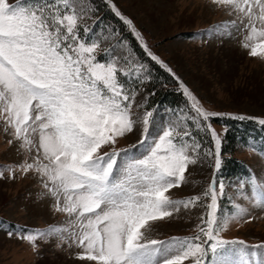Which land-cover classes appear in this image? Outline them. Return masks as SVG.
Here are the masks:
<instances>
[{
	"label": "snow or ice",
	"instance_id": "obj_1",
	"mask_svg": "<svg viewBox=\"0 0 264 264\" xmlns=\"http://www.w3.org/2000/svg\"><path fill=\"white\" fill-rule=\"evenodd\" d=\"M106 2L146 55L171 73L133 21ZM210 3L235 19L195 35L239 32L241 47L264 59V0ZM93 11L90 0H0V131L25 154L19 164L0 165V179L32 173L54 213L67 217L46 229L0 222V231L34 249L38 240L58 237L79 248L76 258L86 264H264V242L224 236L233 223L250 222L253 210L264 211V174L249 168L226 184L224 134L212 125L228 118L264 128V118L208 110L177 77L188 109L160 124L132 86L150 79V69L131 52L98 59L99 41L82 23ZM136 133V143L117 147ZM243 146L264 156V143ZM190 166L212 169L210 181L198 194L174 198L173 189L190 183ZM193 210L194 235L162 237L161 223L182 213L191 219Z\"/></svg>",
	"mask_w": 264,
	"mask_h": 264
},
{
	"label": "rangeland",
	"instance_id": "obj_2",
	"mask_svg": "<svg viewBox=\"0 0 264 264\" xmlns=\"http://www.w3.org/2000/svg\"><path fill=\"white\" fill-rule=\"evenodd\" d=\"M112 3L133 21L150 50L167 64L171 73L146 55L139 41L115 15L106 0H90L94 11L88 13L82 23L90 28L91 35L99 41V60L106 59V52L117 58L131 52L147 67L153 62L171 75L173 89L180 92L182 97L179 105L147 106L149 110H155L154 115L160 124H164L173 112L188 109V99L179 89L177 77L208 110L264 118V59L251 57L248 50L241 47L243 34L239 32L233 31L231 37L224 35L209 38L195 35L235 17L212 5L210 0H112ZM103 10L118 19L123 25L122 30L138 45L140 54L123 38L117 24L102 18ZM148 84L149 79L142 84L132 85L139 92L138 102L148 97ZM217 120L218 118L213 119L212 125L218 133L224 134L225 127L218 124ZM160 131L159 126L150 128L149 134L156 136ZM139 138V133L129 134L128 138L119 140L117 147H127L136 143ZM9 139L10 136L0 131V165L19 164L24 158L25 154L17 153L16 144H8ZM245 142H255L258 146L264 143V130L257 126L244 134L243 138L238 139L236 136L232 146L224 141L223 158L234 157L243 163L245 169L242 174L223 175L226 184L238 176L246 175L249 168L258 174H264V156L248 151L246 146L242 147ZM189 172L191 175H186L190 183L173 189L174 198L201 192L210 181L212 169L190 166ZM193 181L199 183L194 186L191 183ZM52 204L53 201L45 195V190L32 173L25 176L18 173L17 178L12 180L0 179V222H8L12 227L25 226L26 229L63 225L67 217L54 213ZM197 215L199 210H193L191 219L185 218L182 213L179 219L161 223L159 229L162 237L194 235ZM252 216L254 218L250 222L233 223L224 233L225 238H238L248 244L264 242V211L253 210ZM79 251L75 246L68 247L58 237L47 241L38 240L34 249L26 241L15 236L9 238L5 231H0V264H86L76 258Z\"/></svg>",
	"mask_w": 264,
	"mask_h": 264
},
{
	"label": "trees",
	"instance_id": "obj_3",
	"mask_svg": "<svg viewBox=\"0 0 264 264\" xmlns=\"http://www.w3.org/2000/svg\"><path fill=\"white\" fill-rule=\"evenodd\" d=\"M102 18L108 19L110 21H113L115 24H117V27L122 32L123 38L128 40L129 44L132 45V48H134L136 53H139L138 45L134 44L133 38L130 37L129 34L123 31L124 30L123 25L118 21L116 17L112 16L110 13H107V11L103 10ZM148 67L150 68L151 71V77L149 79L150 88L148 90L149 94L147 97V106L151 107L158 104V105H168V106L176 107L177 105H179V101L181 100L182 97L180 95V92L175 91L173 89L174 81L171 75L166 71H164L163 69H161L160 67H158L157 65H154L153 62H151L148 65ZM217 123L227 128V131L224 132V141L228 142V144L231 146L235 143L236 136H238V139L243 138L244 134L247 133L248 130L254 129L255 126L257 125V122L254 120L238 121L228 118H224V119L218 118ZM260 128L262 127L260 126ZM224 152L225 150H222V155ZM224 158H226L222 169L223 170L222 174L224 176L242 174L245 172L243 163L238 161V159L234 157H229V158L224 157Z\"/></svg>",
	"mask_w": 264,
	"mask_h": 264
},
{
	"label": "bare ground",
	"instance_id": "obj_4",
	"mask_svg": "<svg viewBox=\"0 0 264 264\" xmlns=\"http://www.w3.org/2000/svg\"><path fill=\"white\" fill-rule=\"evenodd\" d=\"M147 1V0H146ZM147 6H148V3H147ZM224 72V71H223Z\"/></svg>",
	"mask_w": 264,
	"mask_h": 264
}]
</instances>
